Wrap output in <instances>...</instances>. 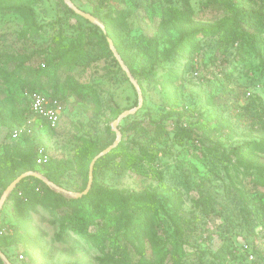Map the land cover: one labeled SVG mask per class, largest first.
<instances>
[{
    "label": "rangeland",
    "instance_id": "374dc122",
    "mask_svg": "<svg viewBox=\"0 0 264 264\" xmlns=\"http://www.w3.org/2000/svg\"><path fill=\"white\" fill-rule=\"evenodd\" d=\"M71 1L91 14L101 0ZM232 1L231 7L228 0H189L188 7L183 0H108L111 7L102 8L104 15L112 9L125 16V22L116 23V33L125 50L134 55L142 94L145 91L140 109L119 120L120 143L140 156L144 149L153 160L141 157L139 172L101 169L97 182L125 196L151 192L169 210V199L177 197L179 215L191 222L193 248L178 263L172 259L163 264H217V252L224 244L237 247L232 264H250L246 249H257L244 219L249 214L251 220L260 222L257 213L264 211V185L255 169L229 153L232 147L264 140L260 127L252 129L253 115L264 116V0ZM19 2L24 6L22 12L11 10ZM64 5V0H0V66L7 73L0 76V183H7L14 171L18 177L24 174L15 153L6 156L4 148L11 116L28 104L25 87L58 99L63 107L55 128L36 119L30 137L36 136L34 140L50 157L64 162L58 175L62 187L72 193L85 182L74 163L75 148L86 139L111 147L117 140L113 123L139 107L138 92L127 73L106 59L103 43L90 24L70 15ZM223 23L236 28L228 42L221 35L205 40L199 35L195 47L176 51L181 28ZM237 34L245 39L254 36L257 41L259 56L247 65L237 60L241 47V41L235 40ZM56 39L81 41L80 58L57 69L50 56L53 64L48 66L47 56ZM151 39L156 40L159 57L170 54L175 60L146 76L153 62ZM92 56L101 58L93 61ZM169 72L175 74L169 77ZM247 91L252 93L250 98L244 95ZM253 101L251 113L240 119ZM115 113H119L116 118ZM154 123L167 131L156 141L152 140ZM179 127L193 129L198 139L183 137ZM200 188L206 205L197 204L194 198L199 197ZM17 219L14 204L5 201L0 210L2 230L14 234ZM93 219L99 221L101 216L95 213ZM161 219L169 220L165 214ZM28 225L29 233L20 229L21 241L5 248L12 264H113L106 253L131 264H142V257L153 259L148 244L145 255L131 246L124 253L123 234L112 229L102 247L73 234L59 240L58 218L42 205L30 213ZM181 226L186 232V225ZM159 227L168 250L175 253L176 226ZM91 231L102 236L104 229L95 224Z\"/></svg>",
    "mask_w": 264,
    "mask_h": 264
},
{
    "label": "trees",
    "instance_id": "16d2710c",
    "mask_svg": "<svg viewBox=\"0 0 264 264\" xmlns=\"http://www.w3.org/2000/svg\"><path fill=\"white\" fill-rule=\"evenodd\" d=\"M183 1L185 2V5L190 7L188 4L189 0ZM228 1L231 7L234 6V2L232 0ZM17 4H12L11 6L13 7H11V10L22 12V9L24 8L23 3L19 2ZM105 5H109L108 0H101L100 5H98L96 10L91 14L105 27L107 35L103 33L100 27L91 24L85 19L84 20L90 24L91 29L94 31L93 34L96 36L98 35L102 41V45L104 46L103 52H105L106 59H109L114 66H117L118 69L121 70L119 62L114 57L113 52L110 50L107 37L113 41L123 63L127 66L142 89V82L136 72V61L134 55L130 54L128 50H125L116 33L117 24L125 22V16L123 13L119 14L115 11L112 13V9L108 14L104 15L102 13V8H105ZM64 6L70 15H76L68 5ZM110 7L111 5H109L107 8ZM170 13L174 16L177 15L172 11H170ZM76 16L83 19L78 15ZM200 26V29H194L191 27L180 29L181 31L179 33L180 35L179 41L176 45V51L177 48L185 49L189 47H195L196 42L194 40L199 35H201L204 40L209 37H217L221 35L220 39L226 40L228 42L230 39L228 36L234 34L236 31V28L232 29L224 23L219 25ZM233 31L234 33H232ZM235 36V40L241 41V47L237 55V60L240 62V64L247 65L249 60L259 56L257 41L255 40L254 36H249L248 39H245L243 35L240 36L239 34ZM149 43L151 45L150 48L152 49L151 56L153 62L149 72H144L146 76H152L155 72V69L163 66L164 64L166 65L167 63L172 62L174 59V57L170 54L159 57L156 40L151 39L149 40ZM81 46V41H77L76 43H63L56 39L53 42L52 51H50L47 56V65L52 66L53 64L50 56H52L57 62V64L55 63L57 69H60L62 66L73 61L75 62V60L81 56ZM87 57L90 59V56ZM100 58L101 56L91 57L93 61H98ZM45 66L46 65L44 64V67ZM248 73L247 75L253 76V72L248 71ZM45 74L46 72H43L40 75ZM173 74L175 73L169 72L168 76L172 77ZM2 75L7 76V73L3 71L0 66V76ZM24 90V94L26 95L25 98L27 97L26 99L28 104L23 107L19 113L13 114L10 118L6 135V140H8V142L5 144L4 153L9 157L15 153L16 157L21 162L24 173L39 172L50 182L63 188L60 181L61 175H58L59 168L64 167L63 161L50 157L47 164L38 166L36 163V157L40 145H38L37 141L34 140L36 136L30 137V133H26L18 141L11 138L13 130L25 125L29 117L32 115L29 108V97L33 93H38L32 92L33 90L29 89V87H25ZM248 92L249 91L244 93V95L246 94L247 96ZM143 94H145V91H143ZM239 95L240 94L237 93L236 96ZM254 107V101L249 103V105L245 107V113L244 115L242 114L240 119H243L244 116L250 114ZM118 116L119 113H115V118ZM38 120L40 121V124L45 123L40 119ZM253 120L254 122L252 129L254 130L255 127H260L264 132V116L256 113L253 115ZM45 124L47 125V123ZM154 127H156V134L152 140H160L161 134H167L164 126L162 127L161 124L154 123ZM35 130L36 127L33 126L32 131ZM108 130L112 132L111 128H108ZM178 130V133L187 139H198V137L195 136L193 129L179 127ZM21 141L24 142L25 145H22ZM108 147L109 146L101 147L97 141L93 139H86L75 148L74 163L77 165V169L80 171V173L85 176L84 186L83 188L76 190L77 193H82L85 191L89 181V166L91 165L92 161ZM262 154H264V140H262L260 143H243L240 146L232 147L229 153V155H232V157L241 158L245 164H249L253 169H255L261 178V185H264V155ZM142 155L149 161L153 160H150L151 157L145 152L144 149ZM143 156H140L134 152H130L122 143H119V145L111 152L96 161L93 172L94 180L92 188L87 195L81 198H74L61 193L46 185L42 180L34 176H28L16 186L6 201V203L12 202L14 204L18 221L14 225V234L7 233L6 230H2V225L0 226V250L7 256L9 260H11V257H9L7 254L5 248L15 243V241H21V238L18 237V232L20 229H23L25 233H29L30 228L28 224L30 221V213L36 206L42 205L48 211L53 212L58 218L60 230L58 234L59 240L65 241L69 238V234H73L80 237L85 242H94L95 244H98L102 247L104 246L103 243L111 235L112 229V232H120L123 234V240L126 244L124 253L128 251L127 247L131 246L135 251H138L140 255H145L148 244L153 259L151 260L147 259V257H142L144 261L142 264H163L167 260L172 259L178 263L182 258H184V256L188 255L189 249H191L193 246L190 241V231H193V229H191V222L179 215L177 197L173 196L169 199L171 204L169 210L167 209V205L162 204L161 201L157 199L156 195L152 194L151 192H143L141 194L125 196L122 194V192L106 188L97 182L98 173L104 168L139 172L141 162L140 158ZM158 175L161 176L160 173ZM18 176L19 174L14 171L7 183H0V197L5 192L7 187L18 178ZM257 184H260V182ZM198 192L199 197H194L195 199H198L196 203L199 205H206L207 200L205 197H203L202 188H200ZM5 206H7V204ZM105 209L111 210V213H107V210ZM95 213L101 216V220L99 219V221H94L93 215ZM108 214L109 216H107ZM161 214L167 215L169 220L165 221L161 219ZM257 215L260 216V222L258 223L254 219L251 220L250 218L252 217L249 214L244 219L246 222L244 224V226H246L245 229H247L248 235L252 237L253 243L257 246V249L252 250L253 254L256 253V258L255 260L251 261L250 264H264V248H262V243L264 241V211L257 213ZM162 221L164 223H162ZM110 223H112V225H110ZM169 223L176 226L173 231L175 236L179 237V239L176 241L177 246L175 248V253H172L168 250L167 240L164 241L163 237L159 233V226ZM95 224H101L103 227L104 231L102 236L91 231ZM181 224L186 225V232L182 231ZM164 234L166 235V231H164ZM16 236L17 239L15 240ZM166 239H168L167 236ZM236 253L237 247L235 245H222L217 252V264H232L237 259ZM106 256L108 261L112 262L113 264H131L124 258L120 260L115 259V257H109V254L107 253ZM0 264H5L1 258Z\"/></svg>",
    "mask_w": 264,
    "mask_h": 264
},
{
    "label": "water",
    "instance_id": "95a60500",
    "mask_svg": "<svg viewBox=\"0 0 264 264\" xmlns=\"http://www.w3.org/2000/svg\"><path fill=\"white\" fill-rule=\"evenodd\" d=\"M67 5L74 11V13L80 17H82L83 19L89 21L91 24L93 25H96L98 27H100V29H102L103 33L105 35H107V32H106V29L105 27L98 21L97 18H95L92 14L90 13H87L81 9H79L78 7H76L74 5V3L71 1V0H64ZM107 42L109 44V47H110V50L113 52L114 54V57L117 59V61L119 62V64L121 65V67L123 68V70L127 73V76L130 80V82L132 83V85L134 86V88L137 90L138 92V95H139V100H140V104H139V107L135 110H132V111H128L124 114H122L120 116V118L118 120H116L114 123H113V126H112V129L113 131L117 134V140L116 142L114 143V145H112L111 147L107 148L105 151H103L101 154H99L91 163L90 165V169H89V181H88V185H87V188L85 189L84 192L82 193H72L70 191H67L66 189L64 188H61L57 185H55L54 183L50 182L49 180H47L44 176H42L41 174L37 173V172H27V173H24L23 175H21L20 177H18L15 181H13L9 186L8 188L5 190V192L3 193L2 195V198H1V201H0V210L1 208L3 207L5 201H7L8 199V196L11 194V192L16 188V186L22 181L24 180L25 178H27L28 176H34L40 180H42L46 185H48L49 187H51L52 189H55L61 193H64L66 195H69L71 197H74V198H81L85 195H87L89 193V191L91 190L92 188V185H93V180H94V175H93V172H94V166H95V163L96 161L105 156L106 154H108L109 152H111L114 148H116L120 141H121V134L119 132V130L117 129V126H118V123H119V120H121L122 118L126 117V116H129V115H132L134 114L138 109H140L141 107V104H142V100H143V94H142V91H141V88L139 86V84L137 83V81L135 80V78L133 77V75L131 74V72L129 71V69L127 68V66L123 63L120 55L118 54L115 46H114V43L113 41L107 37ZM0 258L3 260V262L5 264H12L8 259L7 257L3 254V252L0 250Z\"/></svg>",
    "mask_w": 264,
    "mask_h": 264
},
{
    "label": "built area",
    "instance_id": "2783aa9c",
    "mask_svg": "<svg viewBox=\"0 0 264 264\" xmlns=\"http://www.w3.org/2000/svg\"><path fill=\"white\" fill-rule=\"evenodd\" d=\"M252 93L249 91L247 96L250 97ZM29 108L31 111V116L25 125L16 128L13 130L11 138L18 141L21 137L32 131L36 119L44 121L52 128H55L61 121L63 114V107L58 99H52L43 95L41 93H33L30 95ZM50 156L47 153L46 149L40 147L38 149L36 163L38 166L45 165L49 162ZM247 257L250 261L255 260L253 251L246 249ZM20 259L23 260V256H20Z\"/></svg>",
    "mask_w": 264,
    "mask_h": 264
}]
</instances>
